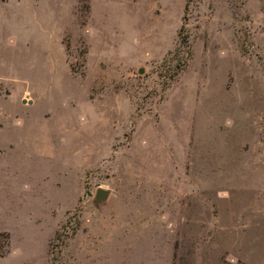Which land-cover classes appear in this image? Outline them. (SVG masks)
Wrapping results in <instances>:
<instances>
[{"label": "rangeland", "instance_id": "rangeland-1", "mask_svg": "<svg viewBox=\"0 0 264 264\" xmlns=\"http://www.w3.org/2000/svg\"><path fill=\"white\" fill-rule=\"evenodd\" d=\"M3 13L0 264H264V0Z\"/></svg>", "mask_w": 264, "mask_h": 264}, {"label": "crops", "instance_id": "crops-1", "mask_svg": "<svg viewBox=\"0 0 264 264\" xmlns=\"http://www.w3.org/2000/svg\"><path fill=\"white\" fill-rule=\"evenodd\" d=\"M12 1H14V0H0V21H1V18H3V16H5L7 14V13H3V12H5V10H7L8 8L10 10ZM17 1L20 2L21 0H17ZM10 23L11 22H9V25L4 27V28H2V25L0 24V41H2L3 38H5L6 40H10L9 38H11V36L16 37V35L14 34V31H13V26ZM15 32H16V30H15ZM0 115H2L1 112H0ZM0 128H1V125H0Z\"/></svg>", "mask_w": 264, "mask_h": 264}, {"label": "water", "instance_id": "water-1", "mask_svg": "<svg viewBox=\"0 0 264 264\" xmlns=\"http://www.w3.org/2000/svg\"><path fill=\"white\" fill-rule=\"evenodd\" d=\"M30 104H32V101H30ZM108 196H109V193L107 191H105V190H99L97 192L96 198H97L98 201H106L107 198H108Z\"/></svg>", "mask_w": 264, "mask_h": 264}]
</instances>
